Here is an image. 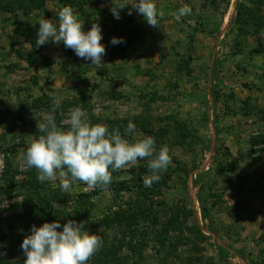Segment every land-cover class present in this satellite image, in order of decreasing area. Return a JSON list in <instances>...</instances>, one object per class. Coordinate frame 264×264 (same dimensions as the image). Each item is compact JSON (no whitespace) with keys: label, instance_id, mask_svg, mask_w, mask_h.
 I'll list each match as a JSON object with an SVG mask.
<instances>
[{"label":"rangeland","instance_id":"rangeland-1","mask_svg":"<svg viewBox=\"0 0 264 264\" xmlns=\"http://www.w3.org/2000/svg\"><path fill=\"white\" fill-rule=\"evenodd\" d=\"M68 2L84 14L85 31L100 24L102 65L62 43L36 48V36H16L40 18L58 22L63 1L0 0V260L24 262L20 245L33 224L71 219L102 241L87 264L103 256L108 264H264V145L252 146L264 137V0H154L159 27L129 15L130 5L114 19L110 9L123 0ZM185 5L192 13L178 21ZM77 106L93 124L123 132L132 120L156 150L167 146V184L139 191L145 159L120 169L130 192L85 198L95 188L76 181L64 191L68 176L40 183L34 168H21L37 124L51 115L60 126ZM34 191L48 202L44 220L27 216Z\"/></svg>","mask_w":264,"mask_h":264},{"label":"clouds","instance_id":"clouds-1","mask_svg":"<svg viewBox=\"0 0 264 264\" xmlns=\"http://www.w3.org/2000/svg\"><path fill=\"white\" fill-rule=\"evenodd\" d=\"M114 3V2H113ZM130 5L132 11L141 15L151 27H159L163 15L154 0H123L110 9L114 19H120V11ZM192 13L185 5L178 9L176 19ZM58 22L45 17L38 20L35 47L51 42L71 49L77 58L90 61L92 65H102L105 46L99 23L93 22L85 31L83 23L72 7L64 6L57 13ZM123 38L112 37L110 43H123ZM60 108L59 101L53 97L52 111ZM66 125V127H65ZM38 135L23 154L21 168H34L40 183L50 182L60 177V188L69 190L71 183L81 182L88 189L103 188L111 184L112 173L137 165L147 159L148 175L142 177L144 187L150 188L158 182L160 174L167 170L172 160L167 146L156 150L155 138L138 133L136 124L129 120L119 128L108 129L101 123H91L87 113L79 106L70 108L67 119L57 125L51 115L37 124ZM102 246L100 236L91 234L85 222L69 219L61 225L59 219L33 224L25 235L20 248L25 257L23 264H87L89 258Z\"/></svg>","mask_w":264,"mask_h":264},{"label":"trees","instance_id":"trees-1","mask_svg":"<svg viewBox=\"0 0 264 264\" xmlns=\"http://www.w3.org/2000/svg\"><path fill=\"white\" fill-rule=\"evenodd\" d=\"M61 1H63V6H70V7L73 8V4H70L68 2V0H61ZM249 1H251V0H249ZM13 3L14 2L12 1L9 5H12ZM240 8L241 7H239V9ZM3 11H5V9ZM6 11H8V10H6ZM32 11H33V9L31 10V8L27 9V10L24 9L22 14H23V16L28 17V15L30 13H32ZM9 12H11V11H8V13ZM76 13H77L78 18L79 17L80 18L84 17V14L81 11H78ZM37 30H38L37 26L36 27L19 26V27L15 28V34L18 37H22L23 36L25 38L26 37L29 38V36H36V31ZM219 64H220V61L219 60H215V66H218ZM262 145H264V137L256 138V139H254L252 141V146L253 147H259V146H262ZM262 151H264V149H262ZM252 152L253 153H257L258 151L254 148V149H252ZM8 168H9V164L7 162L6 165H5V171H4L5 173L4 174L8 173ZM220 169L221 168H219L218 170H220ZM232 170H235V167H230V168L225 167V168H222L221 171H232ZM139 171H140V169H139ZM145 171L146 170L143 168L141 170V172L140 173H136L137 175H135V176H141L143 174V172H145ZM121 173L122 172L120 170H117V171L113 172L112 173V182H111L110 185H108L106 187H103V188H99V187L95 188L94 192H89L88 194H85L84 195L85 198H91L92 196H100L106 190H109V191L113 192L115 196H120V194L122 192H125V191L130 192L132 190L131 185H128V183L126 181H124V179H121ZM119 179H121V180H119ZM166 180H167L166 178H160L158 182H154L152 184L151 190H150V188L144 187V185H142V184H138L139 189H140L139 191L141 193L145 194V195H147L148 192H152L153 193L154 192L153 189L160 190L161 187H164L167 184ZM33 181H35V180L32 179L31 182L28 185L32 186L33 185V183H32ZM34 194H35V199H37L38 203L34 200L33 197L32 198L29 197V200H27V201H29L28 204L30 205V209L27 212V216L31 217L32 219H35V218H38V217L41 218L42 216L47 215L46 214V210L49 207L48 205H46L48 202L45 200L44 197H42L38 192H35V191H34ZM81 198H82V196H81ZM203 217H205V218L207 217L206 211H205ZM44 219L42 217L41 220H44ZM108 258H109L108 256L107 257L106 256L100 257L98 259V264H108ZM113 261H115V257L113 258ZM0 264H23V262L22 261L11 262L8 258L5 257V258L0 260ZM253 264H257V263L254 261Z\"/></svg>","mask_w":264,"mask_h":264}]
</instances>
